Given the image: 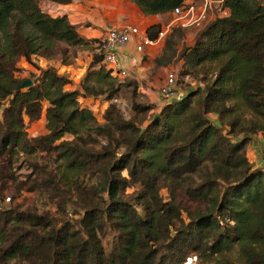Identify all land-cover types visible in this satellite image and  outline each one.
Listing matches in <instances>:
<instances>
[{"label": "trees", "instance_id": "obj_1", "mask_svg": "<svg viewBox=\"0 0 264 264\" xmlns=\"http://www.w3.org/2000/svg\"><path fill=\"white\" fill-rule=\"evenodd\" d=\"M42 1L0 0V264H264V168L246 150L264 139V0H220L224 13L182 52L197 85L133 103L129 118L111 102L119 83L94 51L98 38ZM128 1L165 16L185 0ZM161 24L145 28L151 39ZM52 41L91 47L76 89L31 60L49 56ZM21 57L39 73L19 78ZM101 96L110 103L98 122L80 98ZM44 104L46 132L30 135ZM50 151L63 159L59 173L29 160L36 176L19 179L20 158ZM22 191L48 194L61 214L11 204Z\"/></svg>", "mask_w": 264, "mask_h": 264}, {"label": "rangeland", "instance_id": "obj_2", "mask_svg": "<svg viewBox=\"0 0 264 264\" xmlns=\"http://www.w3.org/2000/svg\"><path fill=\"white\" fill-rule=\"evenodd\" d=\"M206 0H185L183 5L192 6V13H187L184 18L176 17L173 14H167L162 16L161 22L163 24L164 35L154 45L146 46L144 51L141 53H135L129 60L126 66L127 74L124 77L117 76L119 83V90L116 97L111 101L119 108L122 115L125 118H129L132 112L133 103L140 104H160L163 97L160 96V88L163 86L166 76L169 72H175V97H179L189 88H193L197 85L196 81L191 75L184 73L185 70H189V66L184 62L182 52L190 46L195 36L201 30V28L207 24L217 14H223L224 12L220 9L219 1H211L210 4L204 5ZM42 8L48 11L52 15H55L58 11L57 5H53L49 2H43ZM201 10H204L205 18L200 20V24L196 25L192 20L196 19L200 14ZM186 11L184 10L183 14ZM192 15L191 19L190 16ZM139 27V26H138ZM140 28V27H139ZM173 33H171V31ZM172 34V48H165V40L169 34ZM2 38L0 37V43ZM91 47L83 46H71L65 42L52 41L51 42V53L49 56H41L33 54L31 60L34 64L40 66H52L56 68L57 72L64 74L70 78V84L67 85L69 88L76 89L84 76V71L87 63L92 57L90 50ZM158 58V61L156 59ZM36 62V63H35ZM17 66L19 71L16 75L19 78L29 77L32 72L36 75L39 73V69L35 65L26 61L21 57ZM78 73V74H77ZM86 107L89 109L96 105V119L98 122H102L101 115L107 108L110 101L106 100L103 96L99 98H80ZM160 102V103H159ZM46 104L43 105V112L41 117L34 121L32 124L27 123V131L30 135H41L46 132L45 130V117L44 109ZM150 113H147V115ZM1 118V117H0ZM27 122V119H25ZM71 135H63V139H69ZM104 143V141L100 140ZM121 149L117 150L120 153ZM56 152L50 151L38 152L30 157H22L17 163L16 174L19 179H23L26 176L34 178L36 173L28 167L27 162L35 161L40 165H46L52 173L57 174L62 170L63 159L59 158L56 160ZM66 195L74 198L75 192H71V187L65 183ZM68 189V191H66ZM133 188H128L127 192H131ZM162 194L165 195V189L161 190ZM9 194L4 193L5 198ZM10 197V195H9ZM187 200V199H185ZM12 201V199L10 200ZM8 201V202H10ZM8 206V203H5ZM11 204H19L22 208L25 207H37L42 210H48L50 213L59 216L61 212L56 206V201H53L48 194L37 191H22ZM192 206V203H189ZM70 210V206H68ZM107 237H105V240ZM193 259V258H192ZM187 262V261H186Z\"/></svg>", "mask_w": 264, "mask_h": 264}, {"label": "crops", "instance_id": "obj_3", "mask_svg": "<svg viewBox=\"0 0 264 264\" xmlns=\"http://www.w3.org/2000/svg\"><path fill=\"white\" fill-rule=\"evenodd\" d=\"M43 2L57 5L58 11L55 15L65 14L68 21L77 26L79 34L87 39L99 38L104 30L111 26L133 24L145 29L152 23H162L160 19L162 15H145L128 0H72L67 4H57L45 0L41 2V6ZM135 53L138 52L131 45L120 49L119 56L125 66L128 65L130 58ZM81 68L82 71L79 74L84 71L86 66ZM66 88L73 89L67 85ZM246 150L249 160L254 165L264 168V139L260 134L252 137Z\"/></svg>", "mask_w": 264, "mask_h": 264}, {"label": "built area", "instance_id": "obj_4", "mask_svg": "<svg viewBox=\"0 0 264 264\" xmlns=\"http://www.w3.org/2000/svg\"><path fill=\"white\" fill-rule=\"evenodd\" d=\"M211 0H206L204 5L210 4ZM192 6L181 5L173 9L171 14L176 17L184 18L187 13H192ZM184 10L186 11L184 14ZM192 15L190 16L191 19ZM205 18L204 10H201L198 17L192 20L196 25L200 24V20ZM164 35V29L158 32L156 39H151L145 29H141L133 24H123L120 26H111L104 30L102 35L98 38L94 51L102 54L103 62L106 67L111 70L113 74L124 77L127 74L126 66L121 61L119 56L120 49L131 45L136 52H143L146 46L156 44ZM175 72H169L166 76L163 86L160 88V96L163 98L175 97ZM92 113H96V105L90 108ZM9 201V197L5 198ZM193 259H195L193 257ZM190 259H187L186 264H189Z\"/></svg>", "mask_w": 264, "mask_h": 264}, {"label": "water", "instance_id": "obj_5", "mask_svg": "<svg viewBox=\"0 0 264 264\" xmlns=\"http://www.w3.org/2000/svg\"><path fill=\"white\" fill-rule=\"evenodd\" d=\"M211 1H220V0H211ZM32 85V81L30 79H26L22 81L20 84H18V88H26L28 86Z\"/></svg>", "mask_w": 264, "mask_h": 264}]
</instances>
